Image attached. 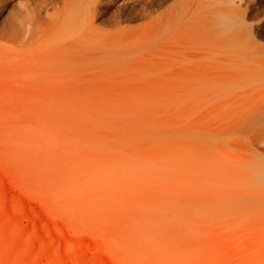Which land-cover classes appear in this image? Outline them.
<instances>
[{
	"label": "bare ground",
	"instance_id": "6f19581e",
	"mask_svg": "<svg viewBox=\"0 0 264 264\" xmlns=\"http://www.w3.org/2000/svg\"><path fill=\"white\" fill-rule=\"evenodd\" d=\"M112 3L27 0L1 38L0 111L34 143L29 173L117 264H264V0L101 28Z\"/></svg>",
	"mask_w": 264,
	"mask_h": 264
},
{
	"label": "rangeland",
	"instance_id": "374dc122",
	"mask_svg": "<svg viewBox=\"0 0 264 264\" xmlns=\"http://www.w3.org/2000/svg\"><path fill=\"white\" fill-rule=\"evenodd\" d=\"M145 1L115 0L98 26L112 29L137 24L170 9L177 0H156L140 20ZM26 2L7 0L0 7V45L12 44L1 38L11 37L10 24L15 14L27 13ZM33 33L35 47L40 31L35 28ZM8 111H0V264H117L98 238L99 230L75 223L45 178L29 173L23 155L34 143L29 144L22 131V138L13 140L14 130L4 128L10 122Z\"/></svg>",
	"mask_w": 264,
	"mask_h": 264
}]
</instances>
